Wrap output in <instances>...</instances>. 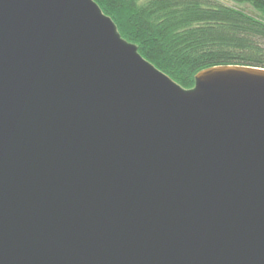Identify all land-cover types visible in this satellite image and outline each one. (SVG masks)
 <instances>
[{"label":"water","instance_id":"obj_1","mask_svg":"<svg viewBox=\"0 0 264 264\" xmlns=\"http://www.w3.org/2000/svg\"><path fill=\"white\" fill-rule=\"evenodd\" d=\"M0 264H264V69L185 89L93 0H0Z\"/></svg>","mask_w":264,"mask_h":264},{"label":"trees","instance_id":"obj_2","mask_svg":"<svg viewBox=\"0 0 264 264\" xmlns=\"http://www.w3.org/2000/svg\"><path fill=\"white\" fill-rule=\"evenodd\" d=\"M93 1L123 39L185 89L208 67L264 69V17L256 14L264 15V0Z\"/></svg>","mask_w":264,"mask_h":264},{"label":"rangeland","instance_id":"obj_3","mask_svg":"<svg viewBox=\"0 0 264 264\" xmlns=\"http://www.w3.org/2000/svg\"><path fill=\"white\" fill-rule=\"evenodd\" d=\"M241 8H243V9H245V10H248V11H250V12H253V13H256L249 5H241ZM256 14H258L259 16H261V17H264V15H262L261 13H256Z\"/></svg>","mask_w":264,"mask_h":264}]
</instances>
